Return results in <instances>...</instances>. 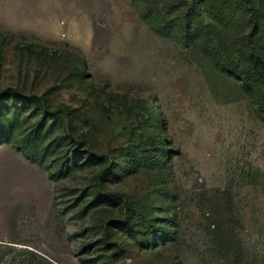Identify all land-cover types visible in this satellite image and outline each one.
<instances>
[{
	"label": "rangeland",
	"instance_id": "obj_1",
	"mask_svg": "<svg viewBox=\"0 0 264 264\" xmlns=\"http://www.w3.org/2000/svg\"><path fill=\"white\" fill-rule=\"evenodd\" d=\"M248 19L238 0H0V264H264Z\"/></svg>",
	"mask_w": 264,
	"mask_h": 264
},
{
	"label": "trees",
	"instance_id": "obj_2",
	"mask_svg": "<svg viewBox=\"0 0 264 264\" xmlns=\"http://www.w3.org/2000/svg\"><path fill=\"white\" fill-rule=\"evenodd\" d=\"M249 17V30L243 34L244 66L237 67L247 91L257 86L264 96V0H238ZM189 33V21L184 28ZM264 117V102L260 105Z\"/></svg>",
	"mask_w": 264,
	"mask_h": 264
}]
</instances>
